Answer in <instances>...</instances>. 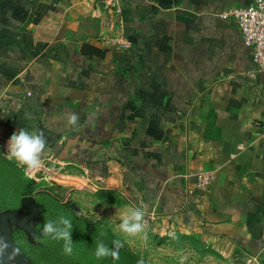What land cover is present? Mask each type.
Here are the masks:
<instances>
[{
  "label": "crops",
  "instance_id": "crops-1",
  "mask_svg": "<svg viewBox=\"0 0 264 264\" xmlns=\"http://www.w3.org/2000/svg\"><path fill=\"white\" fill-rule=\"evenodd\" d=\"M251 1L0 0V149L40 129L36 171L71 198L112 193L264 264V73L220 16Z\"/></svg>",
  "mask_w": 264,
  "mask_h": 264
},
{
  "label": "rangeland",
  "instance_id": "rangeland-1",
  "mask_svg": "<svg viewBox=\"0 0 264 264\" xmlns=\"http://www.w3.org/2000/svg\"><path fill=\"white\" fill-rule=\"evenodd\" d=\"M5 154L6 152L0 149V212L22 207L24 182L34 180L32 177L34 175L39 180H36L37 183L32 195L36 196L43 211L42 223L38 225L40 233L44 223L55 220L61 212L72 219L71 239L74 246L71 255H66L63 252L62 241L48 239L41 242L40 233L36 239L37 246L30 249L27 233L15 226L14 239L18 237L16 242L20 247L25 248L29 254L32 251L36 264H128L120 258L113 260L111 257L105 259L95 257L94 253L98 240L86 229L85 217L98 220L104 227H108L116 239L124 241V245L140 257L143 264H181L182 256L187 257L183 264H259L247 254L228 251L212 237L190 231L183 224L170 217L145 216L147 221L146 242L140 237H125L119 232L118 224L120 217L130 207L124 204L122 200L117 199L115 195L104 193L102 197H99L100 195L98 196L94 192L95 190H91L78 191L74 194V198H71V190L67 188V193L62 197L73 202L74 206L72 204L71 206H63L57 201H52V198L42 190L46 186L60 185L62 183L60 180V182L51 180L50 174L46 173L45 170H39L33 174L32 170L17 166L18 169H15L14 172L9 169ZM57 174L55 176H59ZM171 233H175L177 239H172ZM11 264L18 263L12 262Z\"/></svg>",
  "mask_w": 264,
  "mask_h": 264
},
{
  "label": "clouds",
  "instance_id": "clouds-1",
  "mask_svg": "<svg viewBox=\"0 0 264 264\" xmlns=\"http://www.w3.org/2000/svg\"><path fill=\"white\" fill-rule=\"evenodd\" d=\"M79 117L71 114L68 118L69 125H78ZM47 146V140L44 133L40 129L19 128L9 138L7 142L6 159L14 160L18 167L26 170H36L41 166L43 153ZM146 212L141 207L129 208L126 213L120 217L118 230L125 237H140L143 241H147V233L145 231L147 221L145 219ZM73 229L72 219L59 213L55 220L46 221L40 233L41 242L48 239L63 242L62 248L66 255L73 253L74 243L71 239ZM172 239H177L175 233L170 234ZM124 247V241L114 239L111 247L102 240L97 242L95 249V257L97 259H105L111 257L118 260L120 257V249ZM9 245L6 240L0 237V257L8 253ZM13 253L18 254L19 249L14 248ZM187 257H181V264ZM143 264V261H140Z\"/></svg>",
  "mask_w": 264,
  "mask_h": 264
},
{
  "label": "built area",
  "instance_id": "built-area-1",
  "mask_svg": "<svg viewBox=\"0 0 264 264\" xmlns=\"http://www.w3.org/2000/svg\"><path fill=\"white\" fill-rule=\"evenodd\" d=\"M224 19H232L239 27L244 43L252 49L256 71L264 73V0H252L249 5L229 7L220 12ZM105 43H122L120 39L111 34L102 36ZM254 76L255 73H250ZM35 174L36 170H32ZM34 180H39L32 175ZM208 178L202 177L201 184H205Z\"/></svg>",
  "mask_w": 264,
  "mask_h": 264
},
{
  "label": "water",
  "instance_id": "water-1",
  "mask_svg": "<svg viewBox=\"0 0 264 264\" xmlns=\"http://www.w3.org/2000/svg\"><path fill=\"white\" fill-rule=\"evenodd\" d=\"M42 209L35 195H26L22 199V207L9 209L0 212V237L7 241L9 245L8 253L0 257V264H34L27 254L21 249L14 239L13 232L15 226L23 229L31 242L35 241L36 227L42 220ZM14 248L19 249V253L12 252Z\"/></svg>",
  "mask_w": 264,
  "mask_h": 264
},
{
  "label": "trees",
  "instance_id": "trees-1",
  "mask_svg": "<svg viewBox=\"0 0 264 264\" xmlns=\"http://www.w3.org/2000/svg\"><path fill=\"white\" fill-rule=\"evenodd\" d=\"M8 162V166L9 169L13 170L15 172V169H18L17 164H15V162L10 161V160H6ZM11 165V166H10ZM37 181L31 179L30 181H25L24 185H23V189H22V197L26 196V195H31L35 189V185H36ZM44 191V193H46L48 196H50L52 198V201H57V203L63 205V206H74V203L71 202L70 200H65L62 196L67 193V187L63 186V185H51V186H46L44 189H42ZM38 201V200H37ZM39 203V201H38ZM40 205V203H39ZM41 207V205H40ZM75 208V207H73ZM42 209V208H41ZM43 212V211H42ZM43 220V217H42ZM42 220L40 221V223H42ZM85 224H86V229L89 231L90 234H92L96 240L98 241H103L105 244H107L109 247H111V242L116 239L114 233L108 228V227H104L102 225V223H100V221L98 220H94V219H90L85 217L84 218ZM40 223L38 225H40ZM84 224V222H83ZM40 233V229L38 228V226L36 227V233H35V241L31 242V241H27L29 244V248L30 249H34V247L37 246L38 243H36V239L38 238ZM17 238H15V240H17ZM18 241V240H17ZM22 248V247H21ZM22 250L27 254V256L32 260V262L34 264H36L35 260L33 259L34 255L31 251V254H29V252L25 249L22 248ZM35 252V251H34ZM120 259H123L125 262H128V264H140V257L134 252L132 251L130 248H128L126 245H124L123 248L120 249Z\"/></svg>",
  "mask_w": 264,
  "mask_h": 264
}]
</instances>
